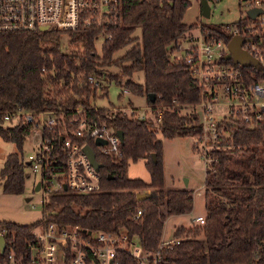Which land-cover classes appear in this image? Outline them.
<instances>
[{"label":"trees","instance_id":"obj_1","mask_svg":"<svg viewBox=\"0 0 264 264\" xmlns=\"http://www.w3.org/2000/svg\"><path fill=\"white\" fill-rule=\"evenodd\" d=\"M117 1L115 17L101 24L62 30H0V139L17 146L0 166L4 192L24 191L28 172L21 149L30 130V124H4L6 111L53 109L55 133L74 128V118L83 113L105 121L114 131L120 129L123 135L118 153L93 146L100 162L99 190L51 191L41 202L40 218L32 223L0 218V229L4 228L1 252L27 253L35 241L31 230L44 218L81 229L124 230L129 237L137 236L144 249L159 250L157 264H264V109L259 110L261 118L250 111L248 119L235 112L217 120L215 139L205 148L204 220L175 226V240L161 244L167 215L189 211L193 199L191 187H165L162 140L157 132L164 137L203 134L197 114L180 112L181 106L197 104L202 86L185 58L174 55L179 39L191 27L183 20L190 1ZM248 19L240 16L228 23H205L200 30L228 41L229 27L243 26ZM100 33L103 40L98 48L95 42ZM127 44L124 52L114 55ZM219 61L239 65L231 58ZM113 65L117 70L106 68ZM239 69L245 83L264 80V68L250 64ZM90 74L103 80L99 88L88 81ZM112 85L144 95L152 111L159 109L158 122L96 106L92 101L107 97ZM150 93H154L153 100ZM59 138L57 134V144ZM141 157L149 180L127 174L129 162ZM138 191H148L149 196L136 199ZM137 208L141 212L133 217ZM118 255L121 264L134 262L128 251L119 249Z\"/></svg>","mask_w":264,"mask_h":264},{"label":"built area","instance_id":"obj_2","mask_svg":"<svg viewBox=\"0 0 264 264\" xmlns=\"http://www.w3.org/2000/svg\"><path fill=\"white\" fill-rule=\"evenodd\" d=\"M243 1L246 5L244 17L249 19L243 26L231 25V36H243L241 47L255 58L254 65L263 69L264 0ZM117 5V0H0V30H40L45 26L62 30L75 29L79 25H89L92 22L101 24L114 16ZM247 8H256V15H247ZM198 33L188 37L191 43L181 49L185 50V54L180 55L191 66L192 75L202 86L200 100L197 102L202 110V132H209L212 136L210 141H213L217 133L218 119L211 112L217 102V86L220 85L221 94L229 98L223 109L228 116L240 112L248 119L249 112L253 111L257 118H261L259 110L264 109V80L243 82L239 63L236 65L219 61L228 53V41L209 37L200 28ZM181 46L183 45L179 41L178 50ZM88 81L96 88L103 82L93 74L88 75ZM117 108L128 115L133 111L132 106L129 113L125 107L117 105L108 109L114 113ZM159 115L160 111L157 110V120L160 119ZM11 119H15V122L6 125L22 123L30 124V130L33 126L40 128L37 147L23 156V161L29 171L37 175L36 182L42 189V201L51 191L68 189L83 194L100 189L99 172L91 164L83 145L89 144L92 149L95 146L102 152H119L120 138L116 130L111 129L105 121L87 117L82 113L74 118V128H65L55 133L57 120L54 110L50 108L39 111L17 108L2 114L3 123ZM57 134L60 136L59 144L55 141ZM98 136L104 138L105 142L95 144ZM81 137L84 139L80 140ZM87 139H91L92 143L87 142ZM202 155L205 158L206 151ZM140 212L141 209L137 208L133 217ZM194 220L201 223L204 216L197 215ZM3 230L2 227L0 236ZM31 233L35 241L28 246V252L17 255L12 250L6 253L0 250V264H56L55 251L59 253L63 264H121L119 249L128 251L133 256L134 262L130 264H157L160 258L158 249H144L140 243L135 244V235L129 237L121 229L117 233L102 229H81L77 224L59 225L54 221L46 222L42 218ZM173 241L174 239L169 238L161 241V244L167 246Z\"/></svg>","mask_w":264,"mask_h":264},{"label":"rangeland","instance_id":"obj_3","mask_svg":"<svg viewBox=\"0 0 264 264\" xmlns=\"http://www.w3.org/2000/svg\"><path fill=\"white\" fill-rule=\"evenodd\" d=\"M190 3L183 13V20L187 24H191V27L186 30L184 37L180 38L182 45L174 49V55H180L181 49L190 45L188 37L199 34V28L202 24L211 23H228L236 20L240 16L245 14V1L243 0H207L209 4V15L204 16L200 12V0H189ZM104 18V17H103ZM135 33H139V27L135 28ZM96 39V46L99 48L103 40V35L98 34ZM186 37V38H185ZM129 44L120 47L116 50L114 55L121 54ZM109 70H117L116 66H107ZM138 73V74H137ZM135 75L141 77L140 73L137 72ZM134 75V76H135ZM220 85L217 86L218 97L217 102L213 106L212 115L215 119H220L223 116H228L227 112H223L226 107V102L229 98H226L221 94ZM120 89L117 85L110 86L107 97L95 98L92 102L97 106H111L117 105L125 107L129 113V108L133 107L132 113L138 117L151 118L154 122H158L155 117L157 110L152 111L150 105L145 99L144 95L133 94L126 91L124 95L117 99L116 95L119 96L118 90ZM97 93H101V89L97 90ZM131 101L129 104L128 101ZM117 102L118 104H112ZM123 103V104H121ZM227 109V108H226ZM119 110V108H117ZM180 112H192L199 116L200 120H203L201 116L202 110L199 108V103L194 106H181ZM223 113V114H222ZM223 115V116H222ZM15 119L7 120L5 124H12ZM204 130V129H203ZM40 128L33 126L30 132L25 136V140L22 145L21 154L26 156L27 153L32 152L36 147L40 139ZM157 136L162 140V167L164 184L166 186H188L192 189L193 206L189 211L184 213L169 214L164 221L162 229L161 241H166L169 238L174 239L173 229L177 225H187L194 220L196 215H203L205 212V199L204 198V177L206 169V159L203 157L202 152L206 151L207 143L212 140V136L209 132L204 130V133L200 136L192 135H181L175 137H164L162 134L157 132ZM196 145L193 148V145ZM17 149L16 144L12 140L0 139V166L2 165L8 152L15 151ZM145 158L141 157L135 161H130L127 166V174L131 177L138 176L144 180H149V172L144 166ZM28 172V176L24 181V191L21 193H7L4 192L0 186V218L19 221L24 223H32L41 216L42 209V189L36 188L35 183L37 181V175L31 173L28 167H25ZM198 222V221H196ZM135 244H138V237L134 236ZM56 264H63L60 259L59 253L55 251Z\"/></svg>","mask_w":264,"mask_h":264},{"label":"water","instance_id":"obj_4","mask_svg":"<svg viewBox=\"0 0 264 264\" xmlns=\"http://www.w3.org/2000/svg\"><path fill=\"white\" fill-rule=\"evenodd\" d=\"M209 4L207 2V0H200V12L202 15L204 16H208L209 15ZM257 9L256 8H247L246 9V13L247 15H249L250 17H254L256 14ZM45 27H42L40 30H45ZM244 40L243 36H241L240 34H234L232 35L228 42L226 43V47L228 48V53L225 55L226 58H231L234 62L239 63L240 65H250V64H254L256 63L255 58L244 48L241 47L242 41ZM185 54V50L181 51V55ZM150 100H153L154 98V93H150ZM116 134L119 136L120 141H122L123 139V135H122V131L120 129H116ZM105 139L98 136L95 139V144H100V143H104ZM83 149L85 152H87V155L89 157V160L91 162V164L93 165V167L97 170H99V165L100 162L97 161L96 159V155L95 152L93 151L92 147L89 144H84L83 145ZM151 156L154 159L155 158V153L151 152ZM38 182L35 183L36 188L38 187ZM147 196H149V192L148 191H138L136 193V199H144ZM2 235L0 236V248L2 245Z\"/></svg>","mask_w":264,"mask_h":264},{"label":"crops","instance_id":"obj_5","mask_svg":"<svg viewBox=\"0 0 264 264\" xmlns=\"http://www.w3.org/2000/svg\"><path fill=\"white\" fill-rule=\"evenodd\" d=\"M118 92H120V94H119V96L116 95V97H117V99H118V98L120 99V98L124 95V93L126 92V90L123 89V88H120V89L118 90ZM114 103H115V104H118L117 102H113L112 104H114ZM121 104H123V103H121ZM29 132H30V131H29ZM29 132H28V133H29ZM28 133H27V134H28ZM200 215H201V214H200ZM196 216H197V215H196ZM196 216H195V217H196ZM195 217H194V218H195Z\"/></svg>","mask_w":264,"mask_h":264}]
</instances>
